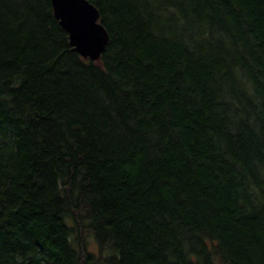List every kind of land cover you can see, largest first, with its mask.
<instances>
[{
  "label": "trees",
  "instance_id": "obj_1",
  "mask_svg": "<svg viewBox=\"0 0 264 264\" xmlns=\"http://www.w3.org/2000/svg\"><path fill=\"white\" fill-rule=\"evenodd\" d=\"M0 0V264H264V0Z\"/></svg>",
  "mask_w": 264,
  "mask_h": 264
},
{
  "label": "water",
  "instance_id": "obj_2",
  "mask_svg": "<svg viewBox=\"0 0 264 264\" xmlns=\"http://www.w3.org/2000/svg\"><path fill=\"white\" fill-rule=\"evenodd\" d=\"M51 7L74 52L85 60L98 61L109 37L97 9L87 0H51Z\"/></svg>",
  "mask_w": 264,
  "mask_h": 264
}]
</instances>
